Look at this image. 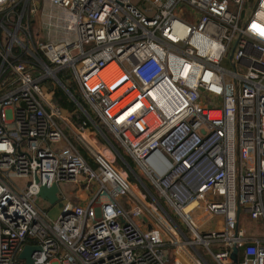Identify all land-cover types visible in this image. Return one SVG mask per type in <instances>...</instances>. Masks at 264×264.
<instances>
[{
	"label": "built area",
	"instance_id": "1",
	"mask_svg": "<svg viewBox=\"0 0 264 264\" xmlns=\"http://www.w3.org/2000/svg\"><path fill=\"white\" fill-rule=\"evenodd\" d=\"M260 30L264 0H0V264H264Z\"/></svg>",
	"mask_w": 264,
	"mask_h": 264
},
{
	"label": "rangeland",
	"instance_id": "2",
	"mask_svg": "<svg viewBox=\"0 0 264 264\" xmlns=\"http://www.w3.org/2000/svg\"><path fill=\"white\" fill-rule=\"evenodd\" d=\"M39 2L42 3L40 7V11H36L35 13L31 15V17L36 21V22L34 21L33 25L31 26L32 33L35 34L39 30H41V33H40L41 35L39 34V38L42 41H52V40L61 39L60 36L64 35V31L61 26L62 24L61 20L59 19L60 10L57 7H56V10H52L50 8L47 9L46 6H44L43 1H39ZM40 13H41L43 22L40 19ZM50 22H52V25L50 24ZM48 23L50 26H48ZM73 109L74 108L70 110H73ZM74 113L76 115L79 114L78 112H74ZM106 137L110 138V135L107 133ZM17 182L20 184L22 183V181H17ZM60 186L64 188L65 192L68 194L71 200L73 199V201L79 202V200L76 198V190L74 189L73 185L61 184ZM36 203L42 210L47 212V218L49 217L50 219H54L59 213V207L57 204H51L49 201H47L46 199L42 197H38L36 199Z\"/></svg>",
	"mask_w": 264,
	"mask_h": 264
},
{
	"label": "water",
	"instance_id": "3",
	"mask_svg": "<svg viewBox=\"0 0 264 264\" xmlns=\"http://www.w3.org/2000/svg\"><path fill=\"white\" fill-rule=\"evenodd\" d=\"M36 5L39 7L40 2L37 1ZM57 192L58 186L56 183H53L50 187L41 186L37 196L46 199L51 204L58 203L60 205L61 203L58 202ZM37 249H39L38 246L25 245L20 251L18 258L23 261V264H33L34 261L31 257V252ZM231 258L235 263H237V247H233Z\"/></svg>",
	"mask_w": 264,
	"mask_h": 264
},
{
	"label": "crops",
	"instance_id": "4",
	"mask_svg": "<svg viewBox=\"0 0 264 264\" xmlns=\"http://www.w3.org/2000/svg\"><path fill=\"white\" fill-rule=\"evenodd\" d=\"M41 5H42V3H40V6L38 7L37 6V11H40V7H41ZM44 6H46V8L48 9V8H50V9H52V10H56V7L55 6H52L51 4H49V3H47V2H44ZM50 16H52V15H50ZM40 19H41V21L43 22V20H42V17H41V13H40ZM35 21V20H34ZM36 22V21H35ZM50 24L52 25V22H50ZM48 26H50L49 25V23H48ZM39 33L38 34H40L41 33V30H39L38 31ZM41 35V34H40ZM60 38H62V36H60ZM58 40H60V39H58ZM58 40H52L53 42H55V41H58ZM89 131H90V129H87V131H86V133H87V135H89L90 136V134H91V136L93 137V139H95V143H97V142H99V143H101V144H103V145H105L106 146V144H107V141L102 137V136H97V134L95 135L93 132H92V130H91V133H89Z\"/></svg>",
	"mask_w": 264,
	"mask_h": 264
},
{
	"label": "trees",
	"instance_id": "5",
	"mask_svg": "<svg viewBox=\"0 0 264 264\" xmlns=\"http://www.w3.org/2000/svg\"><path fill=\"white\" fill-rule=\"evenodd\" d=\"M56 94L59 97V105L60 106H62L63 108L69 109V110L73 108V102L68 99V97L64 93V91H62L60 88H58L56 90ZM76 117H77V115H75L74 121L76 123H79Z\"/></svg>",
	"mask_w": 264,
	"mask_h": 264
},
{
	"label": "snow or ice",
	"instance_id": "6",
	"mask_svg": "<svg viewBox=\"0 0 264 264\" xmlns=\"http://www.w3.org/2000/svg\"><path fill=\"white\" fill-rule=\"evenodd\" d=\"M255 27V26H254ZM261 31V34H264V30H260Z\"/></svg>",
	"mask_w": 264,
	"mask_h": 264
},
{
	"label": "bare ground",
	"instance_id": "7",
	"mask_svg": "<svg viewBox=\"0 0 264 264\" xmlns=\"http://www.w3.org/2000/svg\"><path fill=\"white\" fill-rule=\"evenodd\" d=\"M109 155V154H108ZM110 156V155H109Z\"/></svg>",
	"mask_w": 264,
	"mask_h": 264
}]
</instances>
